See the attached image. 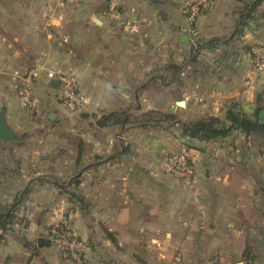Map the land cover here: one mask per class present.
<instances>
[{"label": "crops", "instance_id": "obj_1", "mask_svg": "<svg viewBox=\"0 0 264 264\" xmlns=\"http://www.w3.org/2000/svg\"><path fill=\"white\" fill-rule=\"evenodd\" d=\"M57 1L0 0V118L15 136L0 140V216L13 214L0 229V264H74L47 239L63 220L91 264H145L153 249L158 261L166 245L182 248L178 264L186 254L243 260L249 232L264 228L260 191L244 174L254 147L239 132L205 142L180 126L224 119L235 103L254 114L264 71L254 73L250 49L264 44L241 46L235 31L255 0H209L192 36L182 0H116L114 12L109 0H78L51 11ZM24 71L34 74L28 101L16 90ZM49 71L76 76L80 111L62 105ZM182 149L196 167L192 190L163 170ZM259 255L248 264H264Z\"/></svg>", "mask_w": 264, "mask_h": 264}, {"label": "built area", "instance_id": "obj_2", "mask_svg": "<svg viewBox=\"0 0 264 264\" xmlns=\"http://www.w3.org/2000/svg\"><path fill=\"white\" fill-rule=\"evenodd\" d=\"M62 1L73 4L78 0ZM182 6L186 21L185 31L192 36L195 34V25L198 17L202 12L209 9L210 3L209 0H182ZM115 9L116 0H109V12H114ZM250 56L253 71L256 73L263 72L264 45L252 46ZM15 76L20 80V84L16 86L19 97L28 101L31 95L33 71L16 73ZM47 77L49 79H57L59 87L58 99L62 105L77 110L84 107L86 98L80 91L74 74L49 71L47 72ZM163 170L187 188H192L195 183L196 167L194 159L186 149L168 154L163 163ZM47 239L50 244L58 248L74 264H91L86 257L87 245L66 222L53 225L47 232ZM174 261L179 263L180 256L175 257Z\"/></svg>", "mask_w": 264, "mask_h": 264}, {"label": "rangeland", "instance_id": "obj_3", "mask_svg": "<svg viewBox=\"0 0 264 264\" xmlns=\"http://www.w3.org/2000/svg\"><path fill=\"white\" fill-rule=\"evenodd\" d=\"M255 2H256L255 8L251 9L252 4H248V5H244L238 11L239 17H237V22H236L237 28H236L235 34H237L236 35L238 38L237 40H239L238 43L241 46L243 42L247 44L249 43H252V44L253 43H263L264 44V0H255L253 3ZM73 4L69 3V5H73ZM64 7H65V2H63L62 0H58L55 3V8H52L51 11H58ZM251 31H253L254 36H251V34H249L251 33ZM247 34L249 35L246 36ZM261 80H262V83L260 84V87L257 89L259 91L261 98L259 101H257L256 108L259 106V107H262L264 110V75L261 77ZM67 108L74 112L81 110V109L79 110L71 109L69 107ZM162 116L163 115L161 114L154 113L151 117H153V119L155 120V121L153 120V122H161ZM170 118H172V120L173 119L176 120L179 117L177 115L176 116L172 115V117L170 116ZM179 119L182 120L181 118ZM259 120L260 122L264 123V114L263 115L261 113L259 114ZM243 137H244V142L246 141L245 142L246 144L254 147L253 148L254 151H250L249 148L245 151L246 154L243 157V159L245 160L244 174L246 175L247 178H250V180H248L249 181L248 183H250L249 188H252L253 186L254 188L256 187L260 191L257 204L260 207L259 215H261V217H264V133L257 134V135L254 134L248 137L244 135ZM77 171L78 170L73 169L71 171L72 173H70L68 177L75 176L78 173ZM56 183H60L61 185L65 186L68 183V178L66 177L65 180L58 179ZM187 189L192 190L193 187L187 188ZM62 222H66V221L63 220ZM259 224L260 226H262L263 221L260 220L259 223L255 225H259ZM260 228L257 227L249 232V236H251L248 240L250 242V245L248 244V247L245 249L244 256H243L244 257L243 260H245L246 262L249 261L250 263H254V257L256 256L259 258L261 256L259 255V253H261L264 249V244H263L264 243V237H263L264 228L262 227ZM236 244L237 245L234 246V249L239 252L241 249V244L239 243H236ZM194 248L201 249L202 246L197 245V246H194ZM184 249H185V252H187L186 251L187 246H184ZM153 250H152L151 255L147 254L145 264H178L174 261L175 257L173 258V255L176 253L182 252V248L180 249L179 246L166 245L164 249L165 257L163 259L162 258L159 259L160 261L159 260L156 261L154 258L155 252ZM201 253H202V250H201ZM190 254H191V251H190ZM191 256L188 257V254H186V257L185 259L183 258V261L181 262V264H240L243 261V260H240L241 257L237 259L235 254L229 255L228 259L226 260H212V261L196 260V259H192ZM249 262L245 264H248ZM256 263L258 264L261 262H256Z\"/></svg>", "mask_w": 264, "mask_h": 264}, {"label": "trees", "instance_id": "obj_4", "mask_svg": "<svg viewBox=\"0 0 264 264\" xmlns=\"http://www.w3.org/2000/svg\"><path fill=\"white\" fill-rule=\"evenodd\" d=\"M255 6L256 2L252 4L251 9L255 8ZM262 111L263 108L258 106L254 114L249 117L235 103L226 111L224 119L207 117L189 124H181L180 130L184 136L205 142L228 137L234 132L242 133L247 137L254 134H263L264 123L259 120V114ZM76 180L73 181L74 184ZM12 211L14 212V210ZM12 220V212L5 216L1 215L0 229H3Z\"/></svg>", "mask_w": 264, "mask_h": 264}, {"label": "water", "instance_id": "obj_5", "mask_svg": "<svg viewBox=\"0 0 264 264\" xmlns=\"http://www.w3.org/2000/svg\"><path fill=\"white\" fill-rule=\"evenodd\" d=\"M184 101H178L176 102V106L178 107H183L184 106ZM53 115L50 117L52 118ZM15 138L13 131L9 129V127L6 125L3 119L0 118V140H13ZM80 174H77L74 176V178L78 177ZM38 245H42V239L40 238L38 241Z\"/></svg>", "mask_w": 264, "mask_h": 264}]
</instances>
